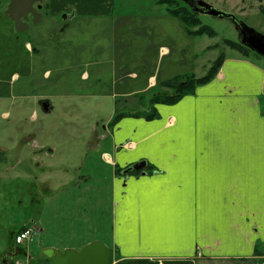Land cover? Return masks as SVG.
I'll return each mask as SVG.
<instances>
[{
    "label": "rangeland",
    "instance_id": "rangeland-1",
    "mask_svg": "<svg viewBox=\"0 0 264 264\" xmlns=\"http://www.w3.org/2000/svg\"><path fill=\"white\" fill-rule=\"evenodd\" d=\"M0 1V242L10 229L32 228L25 245L37 262L43 246L110 247L112 165L102 152L112 147L110 136H100L114 105L129 116L145 106L140 97L169 92L161 81L200 77L219 56L240 55L225 41L242 44L236 22L201 11L216 34L188 36L158 0H95L84 11L42 13L18 32L5 14L8 0ZM178 1L192 10L194 0ZM202 1L264 34V13L239 11L249 2ZM248 54L264 65V57ZM41 100L49 101L47 112Z\"/></svg>",
    "mask_w": 264,
    "mask_h": 264
},
{
    "label": "crops",
    "instance_id": "crops-1",
    "mask_svg": "<svg viewBox=\"0 0 264 264\" xmlns=\"http://www.w3.org/2000/svg\"><path fill=\"white\" fill-rule=\"evenodd\" d=\"M238 1L250 3L243 15L264 13V0ZM48 2L52 14L92 9L95 0ZM239 54L224 56L215 77L192 93L155 105L157 116H123L100 136L112 147L102 152L112 165L110 247L126 264H259L264 65ZM139 162L143 174L115 172Z\"/></svg>",
    "mask_w": 264,
    "mask_h": 264
},
{
    "label": "trees",
    "instance_id": "trees-1",
    "mask_svg": "<svg viewBox=\"0 0 264 264\" xmlns=\"http://www.w3.org/2000/svg\"><path fill=\"white\" fill-rule=\"evenodd\" d=\"M0 1V5H1ZM158 3L163 4L166 6L167 13L178 19L179 22L184 26L185 32L188 36H197V35H214L216 32L208 25H205L201 22L200 18L198 17V13L192 11L188 5H183L179 3L178 0H158ZM49 8V4H46V9ZM228 46H230L234 50H238L242 55L248 56L250 52L257 57H262L247 46L240 44L238 42L227 40L225 39ZM224 56H219L209 67L206 73L203 76L195 77L193 74H176L175 76L163 80L159 83L161 88L167 89L168 91L156 90L148 95L147 98L142 99L141 97L139 100L141 107L137 108L136 110L131 111L130 115L133 116H143L147 119L157 116L155 105L157 104H173L178 101L181 97L186 94L192 93L195 88L199 85L205 84L212 80L220 65L223 61ZM141 108V109H140ZM113 114V117L110 120L108 126L112 127L123 115L127 114L129 111H118ZM121 168L116 166L115 172L120 175ZM141 170H130L129 174H139ZM27 226L19 227L18 231L16 232V236L20 234ZM117 261L115 264H126L124 261L116 257ZM110 262V261H109Z\"/></svg>",
    "mask_w": 264,
    "mask_h": 264
},
{
    "label": "water",
    "instance_id": "water-1",
    "mask_svg": "<svg viewBox=\"0 0 264 264\" xmlns=\"http://www.w3.org/2000/svg\"><path fill=\"white\" fill-rule=\"evenodd\" d=\"M42 1L43 0H9L6 13L13 21L16 31L20 32L28 25L26 22L28 14L33 16L32 22L38 21L40 14L37 12L36 7H34V4L41 3ZM191 8L192 11L197 13L207 11L213 15H221L233 19L240 31V42L264 57V34L246 25L241 19H236L233 14L218 11L202 0H194ZM41 107L44 112H47L49 110V102L43 101ZM145 165V162L135 163L124 170L123 173L128 172L130 169L140 170L144 168ZM143 173H145V171L141 172V174ZM42 254L50 258L53 264H108L110 260V250L108 246L101 241L88 243L77 251L74 249L58 251L47 247L42 250Z\"/></svg>",
    "mask_w": 264,
    "mask_h": 264
},
{
    "label": "flooded vegetation",
    "instance_id": "flooded-vegetation-1",
    "mask_svg": "<svg viewBox=\"0 0 264 264\" xmlns=\"http://www.w3.org/2000/svg\"><path fill=\"white\" fill-rule=\"evenodd\" d=\"M49 0H43L41 3L34 4L36 7L37 12L41 15L42 13H49L48 9H46V4L49 3ZM33 16L28 14L27 15V23L29 24L32 22ZM32 52L36 50L31 48ZM44 100L40 101V105ZM133 165V164H131ZM129 166L122 168L120 171L121 175H126L128 172L123 173L124 170L128 169ZM142 170V169H141ZM18 229H10L8 233V239L5 242H0V264H53L50 258L46 257L42 254V250L47 247H40L39 253L42 256L39 262L36 261V257L33 256L26 248V243L24 241H19L16 236V232Z\"/></svg>",
    "mask_w": 264,
    "mask_h": 264
},
{
    "label": "built area",
    "instance_id": "built-area-1",
    "mask_svg": "<svg viewBox=\"0 0 264 264\" xmlns=\"http://www.w3.org/2000/svg\"><path fill=\"white\" fill-rule=\"evenodd\" d=\"M32 237H33V229L26 228L18 235L17 239L26 242V241H30ZM256 257L259 264H264V245Z\"/></svg>",
    "mask_w": 264,
    "mask_h": 264
}]
</instances>
